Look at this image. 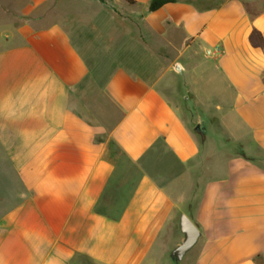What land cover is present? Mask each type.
Wrapping results in <instances>:
<instances>
[{
  "label": "crops",
  "instance_id": "1",
  "mask_svg": "<svg viewBox=\"0 0 264 264\" xmlns=\"http://www.w3.org/2000/svg\"><path fill=\"white\" fill-rule=\"evenodd\" d=\"M54 1L0 0V264H173L183 213L180 264H264V0Z\"/></svg>",
  "mask_w": 264,
  "mask_h": 264
},
{
  "label": "rangeland",
  "instance_id": "2",
  "mask_svg": "<svg viewBox=\"0 0 264 264\" xmlns=\"http://www.w3.org/2000/svg\"><path fill=\"white\" fill-rule=\"evenodd\" d=\"M23 2H26L28 0H20ZM111 2H109L108 0H55L54 2H51L50 4H48L47 6H45V8L48 7V9H50L49 11L51 13H55V15L53 16H49V18H55V19H69V17H65L64 15H60L58 12L62 11L64 13L67 12H73L72 10H77L80 9L81 10V14L82 16L80 17L81 21L83 22V25L86 26L87 28H89L94 22V18H92L90 16L91 13L95 12L96 9L99 11V13H103L102 15L99 14V16H102V22L104 24L105 20H106V15H105V11H100V9H105L109 8L110 10H112V8L114 9L115 12H118L119 16L125 14V15H129L130 13H133V9H136L138 6L135 4H129L127 1V3L125 4V6L121 5L119 2H116L115 0H110ZM6 5H3L2 7V11H3V15H4V10ZM117 17L118 21H122L121 17ZM48 18V19H49ZM25 18L21 17V13L19 11V17H17L18 23H20L21 21H23ZM72 19V18H70ZM79 19V18H78ZM94 44H96V46H100V43H97L96 41L93 42ZM93 45V44H91ZM90 48V47H89ZM94 48V45L93 47ZM90 48V49H91ZM106 48H104L105 50ZM112 52L113 49L108 50V52ZM169 57V56H168ZM167 93H169L168 95L171 94V91L168 90ZM82 97L80 98L84 103H82V109H84V113L90 117L93 121H103L105 123H109L112 124L116 121V119L118 118L119 113H117L114 109V107H112V105L110 104V102L107 100V98H104L103 95H101V92L99 90H97L96 88H91L90 84H85L84 89L82 91ZM180 104L184 103V99L181 97L178 99ZM90 107L91 111L88 110ZM173 264H175L173 262ZM180 264V263H179Z\"/></svg>",
  "mask_w": 264,
  "mask_h": 264
},
{
  "label": "water",
  "instance_id": "3",
  "mask_svg": "<svg viewBox=\"0 0 264 264\" xmlns=\"http://www.w3.org/2000/svg\"><path fill=\"white\" fill-rule=\"evenodd\" d=\"M179 224L181 231L184 233V238L182 242L171 251L170 257L175 264L181 262L186 253L197 243L201 234L196 224H194L185 213L181 214Z\"/></svg>",
  "mask_w": 264,
  "mask_h": 264
},
{
  "label": "trees",
  "instance_id": "4",
  "mask_svg": "<svg viewBox=\"0 0 264 264\" xmlns=\"http://www.w3.org/2000/svg\"><path fill=\"white\" fill-rule=\"evenodd\" d=\"M127 1L129 4H135L136 0H125ZM168 1H173V0H151L149 6H148V10L149 11H153L156 10L157 8H159L160 6H162L164 3L168 2Z\"/></svg>",
  "mask_w": 264,
  "mask_h": 264
},
{
  "label": "built area",
  "instance_id": "5",
  "mask_svg": "<svg viewBox=\"0 0 264 264\" xmlns=\"http://www.w3.org/2000/svg\"><path fill=\"white\" fill-rule=\"evenodd\" d=\"M220 51H221L220 48H218V47L215 48V52H216V53H220Z\"/></svg>",
  "mask_w": 264,
  "mask_h": 264
}]
</instances>
